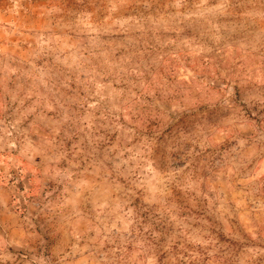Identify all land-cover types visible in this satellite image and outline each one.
Here are the masks:
<instances>
[{
    "label": "rangeland",
    "instance_id": "374dc122",
    "mask_svg": "<svg viewBox=\"0 0 264 264\" xmlns=\"http://www.w3.org/2000/svg\"><path fill=\"white\" fill-rule=\"evenodd\" d=\"M0 264H264V0H0Z\"/></svg>",
    "mask_w": 264,
    "mask_h": 264
}]
</instances>
